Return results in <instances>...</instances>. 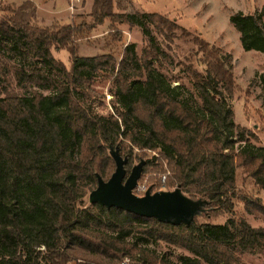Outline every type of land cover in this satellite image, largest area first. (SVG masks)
<instances>
[{
    "label": "trees",
    "instance_id": "16d2710c",
    "mask_svg": "<svg viewBox=\"0 0 264 264\" xmlns=\"http://www.w3.org/2000/svg\"><path fill=\"white\" fill-rule=\"evenodd\" d=\"M1 10L0 264H126L125 259L134 264H244L240 253L264 252V226L233 214L238 166L264 190V147L255 146L249 140L255 135L234 122L230 98L236 84L220 48L160 13L113 12L112 0H93L88 25L40 26L30 1ZM105 20L140 27L147 39L141 54L129 42L119 60L111 53L79 55L77 40ZM229 22L245 51L264 53V7L233 12ZM151 27L166 43L190 37L197 46L203 71L190 63L183 67L199 108L180 99L156 72L154 62L172 59ZM52 47L69 53V68L53 56ZM100 73L115 84L118 106L108 115L91 108L98 96L92 85ZM260 83L264 103V74ZM124 140L158 150L172 186L205 200L201 214L221 211L229 214L227 219L198 221L199 214L189 224L173 225L116 207L85 205L97 175L107 180L114 171L110 148L121 154L127 148ZM122 156L128 174V157ZM158 240L192 256L165 258L147 247Z\"/></svg>",
    "mask_w": 264,
    "mask_h": 264
},
{
    "label": "rangeland",
    "instance_id": "374dc122",
    "mask_svg": "<svg viewBox=\"0 0 264 264\" xmlns=\"http://www.w3.org/2000/svg\"><path fill=\"white\" fill-rule=\"evenodd\" d=\"M24 1H30L36 6V23L40 26L91 23L89 14L93 0H0V16L3 13L2 7L19 5ZM262 7H264V0H112L113 12L123 13L135 10L160 13L210 45L220 48L222 53L228 56L236 84L230 98L234 122L255 135L249 140L258 147H264V103L260 83L261 75L264 74V53L254 50L245 51L241 47L239 34L230 24L229 15L239 10L243 13H254ZM83 28L86 30L85 27ZM151 29L172 59L162 65L154 62L156 72L165 83L175 88V93L180 99L185 100L194 109L199 108L197 92L183 67L184 63H190L196 69L203 71L204 66L199 62L201 55L197 46L190 37L175 38L172 42L166 43L153 27ZM129 42L135 44V50L140 55L142 48L147 44V39L140 27L124 23L112 24L109 20H105L87 31L84 38L77 40V52L81 56L111 53L119 60L123 46ZM51 53L67 68L70 67L71 59L65 49L52 47ZM1 57L10 62L13 61L6 56L1 55ZM101 76L102 73L95 78L92 85L98 96L92 99L91 108L99 114L108 115L118 106L115 84L113 80L104 79ZM22 92H28V90L23 89ZM42 92L49 93L48 90H42ZM124 143L127 148L121 151V154L128 157L127 172L140 159L146 161L137 186L133 190L136 195H143L148 189L153 193L159 190H173L176 187L171 184V172L167 161L158 153V150L139 149L128 141ZM164 173L167 177L165 182H162ZM235 184L238 196L233 200V214L243 217L254 227L264 226V211L261 209L264 208V190L255 184L241 166L236 168ZM239 196H245V201ZM84 204H89L87 196ZM228 216L229 214L221 211H208L199 215L197 220L223 223ZM147 247L173 261H176L180 255L192 256L185 248L162 240L150 242ZM239 259L244 264H264V252L240 253ZM124 261L126 264H134L129 263L128 259ZM67 264L77 263L71 260Z\"/></svg>",
    "mask_w": 264,
    "mask_h": 264
},
{
    "label": "water",
    "instance_id": "95a60500",
    "mask_svg": "<svg viewBox=\"0 0 264 264\" xmlns=\"http://www.w3.org/2000/svg\"><path fill=\"white\" fill-rule=\"evenodd\" d=\"M109 155L115 163L114 171L107 180L97 175L96 186L87 194L89 204L116 207L173 225L189 224L195 216L204 212L205 200L190 198L178 187L153 193L148 189L143 195H136L133 190L137 186L145 161L141 159L127 174V158L120 154L118 148H110Z\"/></svg>",
    "mask_w": 264,
    "mask_h": 264
},
{
    "label": "built area",
    "instance_id": "2783aa9c",
    "mask_svg": "<svg viewBox=\"0 0 264 264\" xmlns=\"http://www.w3.org/2000/svg\"><path fill=\"white\" fill-rule=\"evenodd\" d=\"M166 177H167V174H166V173H164V174L162 175L161 181H162V182H165V180H166Z\"/></svg>",
    "mask_w": 264,
    "mask_h": 264
}]
</instances>
